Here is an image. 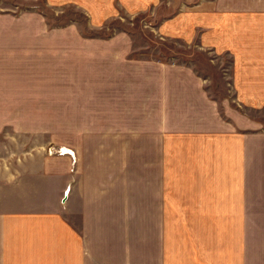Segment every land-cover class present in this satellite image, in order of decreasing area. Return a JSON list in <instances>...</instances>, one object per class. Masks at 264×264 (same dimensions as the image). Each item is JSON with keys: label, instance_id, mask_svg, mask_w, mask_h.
<instances>
[{"label": "crops", "instance_id": "obj_1", "mask_svg": "<svg viewBox=\"0 0 264 264\" xmlns=\"http://www.w3.org/2000/svg\"><path fill=\"white\" fill-rule=\"evenodd\" d=\"M27 1L77 6L97 26L151 12L233 56H209L223 63L210 70L147 58L115 87L68 96L67 154L0 147V264H264V117L245 112L264 110V56L247 48L264 0Z\"/></svg>", "mask_w": 264, "mask_h": 264}, {"label": "rangeland", "instance_id": "obj_2", "mask_svg": "<svg viewBox=\"0 0 264 264\" xmlns=\"http://www.w3.org/2000/svg\"><path fill=\"white\" fill-rule=\"evenodd\" d=\"M6 1L5 43L0 46V147L23 154L61 155V147L68 149L61 146V115L68 96L78 101L88 94L85 89L115 87L129 70L138 75L147 58L186 56L195 67L210 70L223 63L219 58L211 63L209 56H233L220 46L210 50L198 45L190 32L185 33L187 28L177 31L181 35L158 29L151 12L121 17L112 13L110 19L109 13L103 14L107 18L97 26L77 6L65 4L50 10L42 3ZM254 39L256 44L247 48L257 51L254 56H264V34ZM214 95L225 96L222 92ZM85 108H72L70 115L76 116L78 110L85 114ZM245 112L257 119L264 117V110L261 115L251 109Z\"/></svg>", "mask_w": 264, "mask_h": 264}, {"label": "built area", "instance_id": "obj_3", "mask_svg": "<svg viewBox=\"0 0 264 264\" xmlns=\"http://www.w3.org/2000/svg\"><path fill=\"white\" fill-rule=\"evenodd\" d=\"M66 151H67V152H66ZM68 152H69L68 149H65V150H64L62 147L60 148V151H59L60 154L68 153ZM71 156H73L72 153H71Z\"/></svg>", "mask_w": 264, "mask_h": 264}, {"label": "bare ground", "instance_id": "obj_4", "mask_svg": "<svg viewBox=\"0 0 264 264\" xmlns=\"http://www.w3.org/2000/svg\"><path fill=\"white\" fill-rule=\"evenodd\" d=\"M64 149V148H63ZM65 150V149H64ZM67 152V151H66Z\"/></svg>", "mask_w": 264, "mask_h": 264}]
</instances>
